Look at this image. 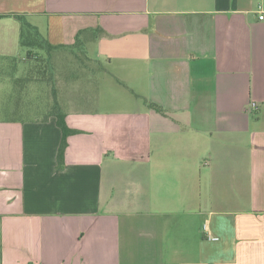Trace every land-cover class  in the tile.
<instances>
[{"label": "crops", "instance_id": "crops-1", "mask_svg": "<svg viewBox=\"0 0 264 264\" xmlns=\"http://www.w3.org/2000/svg\"><path fill=\"white\" fill-rule=\"evenodd\" d=\"M0 15V60L37 57L17 15L56 46L51 106L34 80L0 83V264H264V0ZM57 114L77 130L60 165Z\"/></svg>", "mask_w": 264, "mask_h": 264}, {"label": "rangeland", "instance_id": "rangeland-1", "mask_svg": "<svg viewBox=\"0 0 264 264\" xmlns=\"http://www.w3.org/2000/svg\"><path fill=\"white\" fill-rule=\"evenodd\" d=\"M82 50V49H81ZM27 53V52H26ZM24 51V58L27 60V56ZM37 53V54H36ZM45 55V52L43 50L39 49H32V52L30 54V58L37 56L36 58L34 57L33 61L30 64H25L21 63L18 61L15 63L14 61L11 60H0V83H6V84H14V87L20 85L19 79L26 78L27 81L31 80L33 81V85L31 86H37L35 88L32 87L31 90L37 91L36 93V98H39L41 100H37V102H42L48 101V106L52 105V84H53V79H54V74L52 70L45 65V68L43 66L44 64V59L43 56ZM83 54L79 52L77 54V57L75 58L76 62H81L83 59ZM73 61L70 63H73L74 66H77V63ZM75 69V68H74ZM77 71V70H76ZM17 77L18 79L15 78V81L13 82V78ZM80 76V75H79ZM25 80V81H26ZM30 82V81H29ZM1 88V87H0ZM5 89L1 90L0 89V108H4L6 104L10 102V98L4 97ZM28 101H32V99H27ZM51 102V103H50ZM42 104V103H41ZM53 107V106H52Z\"/></svg>", "mask_w": 264, "mask_h": 264}, {"label": "trees", "instance_id": "trees-1", "mask_svg": "<svg viewBox=\"0 0 264 264\" xmlns=\"http://www.w3.org/2000/svg\"><path fill=\"white\" fill-rule=\"evenodd\" d=\"M2 16L3 15H0V17ZM16 17L20 20V44L21 46L28 48L26 53L27 58H30L32 49L43 50L45 52V56H43V59L45 60L43 66L45 67L46 65L49 69V54L53 49L56 48V46L50 44V42L42 37L37 28L31 25L23 15H17ZM150 105L158 110H161V108L154 103H150ZM56 121L62 133L57 153V162L58 165H60L64 160L65 149L67 146V137L73 133H76L77 130L71 129L66 125L64 116L62 114H57Z\"/></svg>", "mask_w": 264, "mask_h": 264}, {"label": "built area", "instance_id": "built-area-1", "mask_svg": "<svg viewBox=\"0 0 264 264\" xmlns=\"http://www.w3.org/2000/svg\"><path fill=\"white\" fill-rule=\"evenodd\" d=\"M259 18L262 19L263 18V15H260ZM206 238L209 239V240H213V241L218 240V237L211 236V235H207Z\"/></svg>", "mask_w": 264, "mask_h": 264}]
</instances>
